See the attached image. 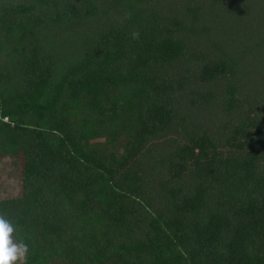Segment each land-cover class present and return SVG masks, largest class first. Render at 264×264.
<instances>
[{"label":"trees","instance_id":"1","mask_svg":"<svg viewBox=\"0 0 264 264\" xmlns=\"http://www.w3.org/2000/svg\"><path fill=\"white\" fill-rule=\"evenodd\" d=\"M1 157L26 264H264V0H0Z\"/></svg>","mask_w":264,"mask_h":264},{"label":"clouds","instance_id":"2","mask_svg":"<svg viewBox=\"0 0 264 264\" xmlns=\"http://www.w3.org/2000/svg\"><path fill=\"white\" fill-rule=\"evenodd\" d=\"M133 37L137 38L138 33H133ZM15 233V224L0 214V264H26L29 246Z\"/></svg>","mask_w":264,"mask_h":264},{"label":"rangeland","instance_id":"3","mask_svg":"<svg viewBox=\"0 0 264 264\" xmlns=\"http://www.w3.org/2000/svg\"><path fill=\"white\" fill-rule=\"evenodd\" d=\"M102 140H97L102 145ZM21 192L20 175L8 157L0 158V199L19 196Z\"/></svg>","mask_w":264,"mask_h":264}]
</instances>
